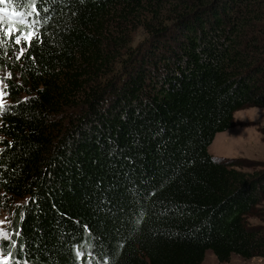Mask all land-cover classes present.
<instances>
[{
  "label": "trees",
  "instance_id": "trees-1",
  "mask_svg": "<svg viewBox=\"0 0 264 264\" xmlns=\"http://www.w3.org/2000/svg\"><path fill=\"white\" fill-rule=\"evenodd\" d=\"M36 3L0 47L7 264L264 259V168L207 152L264 107V0Z\"/></svg>",
  "mask_w": 264,
  "mask_h": 264
},
{
  "label": "rangeland",
  "instance_id": "rangeland-1",
  "mask_svg": "<svg viewBox=\"0 0 264 264\" xmlns=\"http://www.w3.org/2000/svg\"><path fill=\"white\" fill-rule=\"evenodd\" d=\"M7 72L0 68V100L7 103L9 100L4 94V79ZM212 144L207 146V152L225 163L242 171L251 172L264 168V107H244L232 113V125L224 131L215 133ZM216 139V140H215ZM11 204V211L14 208ZM11 214L0 209V229L9 234L10 239L0 240V264L8 262V248L13 240L14 228L11 223ZM13 221V219H12ZM245 222L252 226L260 221L254 214L245 216ZM200 264H264L261 257L242 258L231 254L227 261L219 262L213 254L206 250Z\"/></svg>",
  "mask_w": 264,
  "mask_h": 264
},
{
  "label": "snow or ice",
  "instance_id": "snow-or-ice-1",
  "mask_svg": "<svg viewBox=\"0 0 264 264\" xmlns=\"http://www.w3.org/2000/svg\"><path fill=\"white\" fill-rule=\"evenodd\" d=\"M29 3V0H0V47H3L4 41L2 38L7 37L13 39L16 45H20L22 42L30 43L32 39L36 36V33L33 31L27 32L24 34L19 32V29L16 28V23L18 22L21 25L28 24L27 17L32 16L33 14L38 13L36 0H30V10L28 12H21L20 7H24ZM18 7H13L9 11L8 5H16ZM6 25V26H5ZM29 26H31L29 24ZM19 34H16L18 33ZM5 106L2 100H0V111H4ZM4 221H0V224H3ZM10 239L9 234L3 229H0V240ZM3 264H7V261H4Z\"/></svg>",
  "mask_w": 264,
  "mask_h": 264
},
{
  "label": "bare ground",
  "instance_id": "bare-ground-1",
  "mask_svg": "<svg viewBox=\"0 0 264 264\" xmlns=\"http://www.w3.org/2000/svg\"><path fill=\"white\" fill-rule=\"evenodd\" d=\"M216 140V139H215Z\"/></svg>",
  "mask_w": 264,
  "mask_h": 264
}]
</instances>
